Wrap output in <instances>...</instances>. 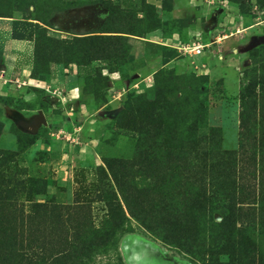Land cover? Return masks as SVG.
<instances>
[{"label": "rangeland", "instance_id": "374dc122", "mask_svg": "<svg viewBox=\"0 0 264 264\" xmlns=\"http://www.w3.org/2000/svg\"><path fill=\"white\" fill-rule=\"evenodd\" d=\"M0 18L51 91L0 78L2 252L264 264V0H0Z\"/></svg>", "mask_w": 264, "mask_h": 264}, {"label": "trees", "instance_id": "16d2710c", "mask_svg": "<svg viewBox=\"0 0 264 264\" xmlns=\"http://www.w3.org/2000/svg\"><path fill=\"white\" fill-rule=\"evenodd\" d=\"M109 9L111 10V12H114V8L111 5L109 7ZM37 31L40 33H42V35H44V30L39 28L38 26H35ZM37 34H35L36 37ZM13 39H17V40H25L24 38H14ZM37 39V38H36ZM35 39V40H36ZM77 41H81V42H85L88 41V39H82V40H77ZM37 43L35 44V48L33 50V69L38 72L41 73V64H43L44 61V57L42 60V57H40L39 53H38V45ZM129 52V48L127 47V43L124 41V43H122V52L121 55H125L127 56ZM77 53V52H76ZM2 55V51L0 50V56ZM77 55H79L77 53ZM45 61H47V59H45ZM52 61V60H49ZM58 61V60H57ZM82 63V62H81ZM33 75V74H32ZM34 76V75H33ZM33 76H31L32 78H34ZM38 79V78H35ZM193 184V183H192ZM197 187V191L201 192V186L198 188ZM199 192V193H200ZM198 193V194H199ZM198 196V195H197ZM201 198V200H200ZM200 202H208L207 206H211V203L209 202V199L207 198V196L202 195L201 197H198V201L196 202L195 205H197L198 207H200V214H202L203 216H208L210 209H207L208 207H206V209L204 208V205L202 204H197ZM251 210L250 205L246 207V210L244 211V214L248 213ZM222 222L220 223H214L213 224V230L210 231L211 234H213L214 232H219L220 228H221ZM248 228H242L241 231L243 232H247ZM249 229L252 230V232H255V227L253 225L249 226ZM159 229H154L153 228V232H155V234H159L158 231ZM171 232V231H169ZM101 233L100 229H94L91 228L88 231V240L90 243H92V240H95L96 237L99 240V237ZM163 238V237H162ZM161 241L167 243V245L172 246V247H176V248H182V244L178 243V242H172L169 241L168 239H162ZM93 246V244H89L87 242H85L84 244H74V245H66V247L69 248L68 251H62L61 253L55 255V256H49L50 252L48 250V252H46V250H40V253H34L33 251L31 252V254L29 255V253H27V250H31V248H28L27 250L24 249V247L22 248H18V249H14L13 251H6V252H2L3 251V245H0V264H85L84 260L88 258V256L86 255L87 251ZM214 246H216L215 248L221 249L222 247H224V244L221 246H217V244H215ZM220 247V248H219ZM190 255V254H189ZM192 256V254L190 255ZM82 257L84 259H82ZM120 264L121 261H120ZM221 264H226V263H221Z\"/></svg>", "mask_w": 264, "mask_h": 264}, {"label": "crops", "instance_id": "0c3cea01", "mask_svg": "<svg viewBox=\"0 0 264 264\" xmlns=\"http://www.w3.org/2000/svg\"><path fill=\"white\" fill-rule=\"evenodd\" d=\"M3 19L0 18V34L3 32ZM2 55L0 57V67L5 74V78L31 77L33 66V45L26 40H17L11 37L5 38L0 44Z\"/></svg>", "mask_w": 264, "mask_h": 264}, {"label": "built area", "instance_id": "2783aa9c", "mask_svg": "<svg viewBox=\"0 0 264 264\" xmlns=\"http://www.w3.org/2000/svg\"><path fill=\"white\" fill-rule=\"evenodd\" d=\"M205 48V45H199V44H186L182 47H179L177 50L182 55H193V56H200L203 53V49ZM4 71L0 70V78H3ZM8 82L14 83L18 88H26V89H42L45 92H51L49 88H45L42 86L41 81L39 79L32 78L30 76L27 77H13L11 80H6Z\"/></svg>", "mask_w": 264, "mask_h": 264}, {"label": "water", "instance_id": "95a60500", "mask_svg": "<svg viewBox=\"0 0 264 264\" xmlns=\"http://www.w3.org/2000/svg\"><path fill=\"white\" fill-rule=\"evenodd\" d=\"M45 123L43 116L39 115L38 117L34 118L32 121V127L36 129L39 125Z\"/></svg>", "mask_w": 264, "mask_h": 264}]
</instances>
